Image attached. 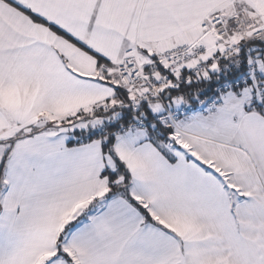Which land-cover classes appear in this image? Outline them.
<instances>
[{
	"label": "snow or ice",
	"instance_id": "snow-or-ice-1",
	"mask_svg": "<svg viewBox=\"0 0 264 264\" xmlns=\"http://www.w3.org/2000/svg\"><path fill=\"white\" fill-rule=\"evenodd\" d=\"M0 264H264V0H0Z\"/></svg>",
	"mask_w": 264,
	"mask_h": 264
}]
</instances>
